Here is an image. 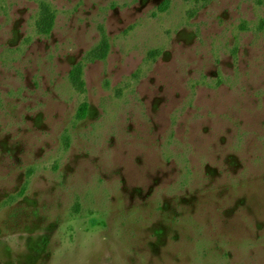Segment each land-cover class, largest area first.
<instances>
[{
  "label": "rangeland",
  "instance_id": "rangeland-1",
  "mask_svg": "<svg viewBox=\"0 0 264 264\" xmlns=\"http://www.w3.org/2000/svg\"><path fill=\"white\" fill-rule=\"evenodd\" d=\"M0 264H264V0H0Z\"/></svg>",
  "mask_w": 264,
  "mask_h": 264
},
{
  "label": "trees",
  "instance_id": "trees-1",
  "mask_svg": "<svg viewBox=\"0 0 264 264\" xmlns=\"http://www.w3.org/2000/svg\"><path fill=\"white\" fill-rule=\"evenodd\" d=\"M189 1V0H186ZM205 1V0H201ZM55 23V14L52 11L51 7L47 4H41V12L39 16V20L37 21V28L40 34L49 35L52 31ZM95 57H99V54L95 51L93 53ZM71 81L73 86L79 90L84 91L85 83L83 81V67L82 65L76 66L70 75ZM88 106L87 104H84L81 107L79 117L84 118L87 114Z\"/></svg>",
  "mask_w": 264,
  "mask_h": 264
}]
</instances>
